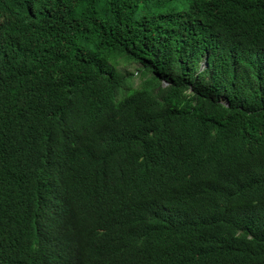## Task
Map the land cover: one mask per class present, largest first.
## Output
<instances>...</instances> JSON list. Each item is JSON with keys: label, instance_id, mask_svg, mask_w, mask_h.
<instances>
[{"label": "trees", "instance_id": "trees-1", "mask_svg": "<svg viewBox=\"0 0 264 264\" xmlns=\"http://www.w3.org/2000/svg\"><path fill=\"white\" fill-rule=\"evenodd\" d=\"M86 241L264 264V0H0V264Z\"/></svg>", "mask_w": 264, "mask_h": 264}, {"label": "clouds", "instance_id": "clouds-1", "mask_svg": "<svg viewBox=\"0 0 264 264\" xmlns=\"http://www.w3.org/2000/svg\"><path fill=\"white\" fill-rule=\"evenodd\" d=\"M50 212L44 214L42 216V220L45 221L48 224V229L45 224H39L36 227L40 229H47L44 233H42L41 230H38L37 232H41L42 234H37L33 231L32 237L30 239V242L25 244H17L22 251L28 254V256L32 259V261H37L39 258H41L42 253L50 249L51 244V238L49 235H51V222L54 217V210L53 207H50ZM34 225V223H33ZM29 240V239H28ZM87 242V241H86ZM87 245L89 248H94L95 252H92V257L90 259V264H141L143 263L140 258H131L124 255V258L120 259L118 258L114 253L115 252H108L106 250H103L101 248L100 242H87Z\"/></svg>", "mask_w": 264, "mask_h": 264}, {"label": "water", "instance_id": "water-1", "mask_svg": "<svg viewBox=\"0 0 264 264\" xmlns=\"http://www.w3.org/2000/svg\"><path fill=\"white\" fill-rule=\"evenodd\" d=\"M206 63H207V58H206Z\"/></svg>", "mask_w": 264, "mask_h": 264}, {"label": "rangeland", "instance_id": "rangeland-1", "mask_svg": "<svg viewBox=\"0 0 264 264\" xmlns=\"http://www.w3.org/2000/svg\"><path fill=\"white\" fill-rule=\"evenodd\" d=\"M132 69H134V67H132Z\"/></svg>", "mask_w": 264, "mask_h": 264}]
</instances>
